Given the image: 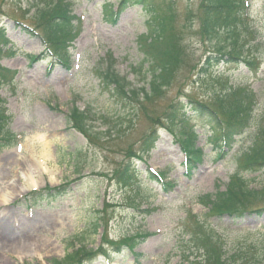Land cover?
Listing matches in <instances>:
<instances>
[{"label":"rangeland","instance_id":"1","mask_svg":"<svg viewBox=\"0 0 264 264\" xmlns=\"http://www.w3.org/2000/svg\"><path fill=\"white\" fill-rule=\"evenodd\" d=\"M60 1L0 0V26L11 44L1 61L5 74L0 77V104L5 121H10L7 142L15 143L0 147V195L22 193L0 202V264H54L83 246L92 252L72 264H180L190 247L203 250V219L216 228L212 235L219 233L227 243L262 242L264 213L218 222L208 216L202 200L228 190L264 128V0L243 3L245 30L239 45H244V57L256 64L235 60L208 75L199 74L215 45L204 42V0H148V10L118 9L119 0H64L76 17L72 29L81 35L67 45L69 69L46 52L38 17L40 10ZM166 17L186 53L172 88L157 103H147L141 94L146 106L142 114L134 96H123L104 77L112 69L127 77L132 88L147 90L151 77L142 79L145 71L139 70L149 68L142 40ZM243 88L250 91L248 102L233 95L234 89ZM237 100L244 102L239 110ZM247 104L248 124L243 116ZM195 105L217 111L226 133L223 124L212 128ZM74 108L89 113L90 137L70 124ZM191 131L204 151L203 161L192 166L193 178L187 175L186 152L176 139ZM36 135L42 140H34ZM43 141L53 151L50 171L37 175V187L27 190L22 176ZM127 170L137 184L123 182ZM152 171L163 174L172 190L152 179ZM244 178L251 189L264 187V169ZM12 182L17 184L11 191ZM58 188L65 195L57 196ZM35 191L44 193L33 196ZM257 206L264 207V200ZM188 233L196 236L195 247Z\"/></svg>","mask_w":264,"mask_h":264},{"label":"trees","instance_id":"2","mask_svg":"<svg viewBox=\"0 0 264 264\" xmlns=\"http://www.w3.org/2000/svg\"><path fill=\"white\" fill-rule=\"evenodd\" d=\"M244 0H204L203 12L204 17L202 21V28L204 32V42L214 43V55H208L202 68L199 71L200 75L209 74L216 66L224 63H231L232 61L243 60L248 66H254L256 63L253 60L245 58L244 45H239L241 39L244 37L243 21L245 17V10L243 8ZM144 6L146 10L149 9L150 3L148 0H119L117 4L118 9L135 8ZM113 8V7H112ZM114 16H118V12L112 13ZM38 17L41 20V28L46 35L44 40L47 50L53 55L56 62L63 67L70 65V57L67 50V45L71 44L75 38L76 32L73 30V23L76 17H72L71 4L67 1L61 0L60 2L38 12ZM170 17L163 18L158 21L156 28H153L152 35L145 37L143 41L144 45H147V54L144 65L148 64L149 68L141 67L140 72L145 71L142 74L150 76L151 79L148 83V89L132 88L131 83L127 77H121L115 71L110 69L104 79L106 85H115V90L123 94V96H134L137 100L141 112L146 108L144 104L140 102L141 94L147 100L146 102L151 104L157 103L165 94V90L172 88L173 81L175 79L176 72L181 66L183 55L186 53V48L181 44L179 35L174 31L173 24H167ZM78 20V19H77ZM170 26V31L167 33V27ZM73 28V29H72ZM10 42L7 38L6 30L0 27V77L4 78L5 70L1 66V61L9 50ZM112 68V67H111ZM141 92H140V91ZM234 94L237 96H243L246 102L249 101L251 94L245 88L238 92L234 89ZM122 96V95H121ZM244 102L237 100L236 107L239 110ZM3 103L0 104V144L7 145V139L9 137V125L10 121H5L3 114ZM177 104V103H176ZM175 104V109L178 105ZM191 106H194L193 103ZM249 104L243 107V113L247 114ZM195 111H198L204 118H206L213 126L215 130L223 124V119L218 116V112L215 110L209 111L203 106H196ZM182 114V113H180ZM225 114V113H222ZM240 115V114H239ZM248 112L247 117L244 116L245 123L248 124ZM167 116V113L162 115V119ZM184 118V115H183ZM70 124H73L79 132L90 137L91 126L89 124L90 115L80 111L79 108H74L70 115ZM252 121V115L249 122ZM170 122L169 124H171ZM168 124V125H169ZM228 125V124H227ZM173 126V125H172ZM231 124L228 128H231ZM220 128V127H219ZM222 131L226 133L225 125L221 126ZM237 128V125L234 127ZM257 134L261 136L256 140L255 147L250 153H246L247 157L244 159V163L240 165V170L236 173L232 179V184L226 192H218L215 195H205L202 200V204L210 211L208 215L210 218H217L221 220H229L231 222L242 221L246 217H250L255 214L262 215L264 213V207H258L257 204L264 200V187L260 190L251 189L248 182L245 180V174H255L264 169V128L259 130ZM228 133V129H227ZM195 133L190 135L181 133L179 143L188 155L187 168L189 171H193L192 167L194 163H199L202 160L201 150L196 148ZM234 136L230 132V137ZM256 136V138H257ZM154 148V147H153ZM153 148L148 149L140 159L149 154ZM131 170L124 172L121 176L123 182H130L137 184L136 176L132 177ZM162 178V176L160 175ZM152 179H155L152 176ZM133 184V185H134ZM64 188H58L55 191L62 194ZM49 193V192H48ZM199 216H196V221ZM102 221L98 223L97 229L102 226ZM200 228L205 230L207 241L203 247V250L199 248H189L190 257L185 256L184 261L180 264H264V239L262 242L252 243L250 245L240 244L236 245L233 242L227 243L219 233L212 235L211 231L216 228L209 223L208 220L203 219L199 222ZM190 236L189 243L193 242L194 247L197 244L196 236L188 233ZM203 242V241H202ZM229 246V248H227ZM131 247V246H130ZM133 247V246H132ZM85 248V249H84ZM86 246L83 249L76 250L72 254L66 256L62 261H55L54 264H72L75 260L81 256L86 257L88 254Z\"/></svg>","mask_w":264,"mask_h":264},{"label":"bare ground","instance_id":"3","mask_svg":"<svg viewBox=\"0 0 264 264\" xmlns=\"http://www.w3.org/2000/svg\"><path fill=\"white\" fill-rule=\"evenodd\" d=\"M36 138L42 140V138L38 135L33 137L34 140ZM52 157H53V151L51 148V144L43 141L41 152L36 155L33 154V156L31 157V161H29L30 165L27 167L26 171L23 173V176H22V178H24L27 182V187H26L27 190H31L37 187V179H36L37 175L50 171V168L48 166V161L51 160ZM54 177H55V174L53 173L52 180L55 179ZM16 184H17L16 182L14 183L12 182L9 189L11 191L15 190ZM15 194L18 197L22 193L20 192L19 194H17L16 190L14 192H9L7 194L2 193L0 195V202L3 203L5 200L7 201L9 198L14 196Z\"/></svg>","mask_w":264,"mask_h":264}]
</instances>
